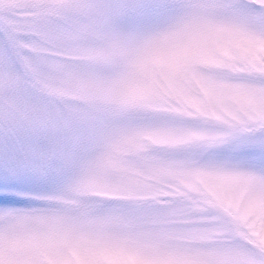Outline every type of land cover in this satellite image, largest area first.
<instances>
[{
  "label": "snow or ice",
  "instance_id": "obj_1",
  "mask_svg": "<svg viewBox=\"0 0 264 264\" xmlns=\"http://www.w3.org/2000/svg\"><path fill=\"white\" fill-rule=\"evenodd\" d=\"M0 264H264V0H0Z\"/></svg>",
  "mask_w": 264,
  "mask_h": 264
}]
</instances>
